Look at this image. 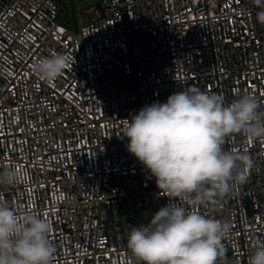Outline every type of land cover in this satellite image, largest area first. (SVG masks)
Here are the masks:
<instances>
[{
  "label": "built area",
  "instance_id": "1",
  "mask_svg": "<svg viewBox=\"0 0 264 264\" xmlns=\"http://www.w3.org/2000/svg\"><path fill=\"white\" fill-rule=\"evenodd\" d=\"M260 10L252 0H98L72 30L55 0H0V169L26 176L0 186V201L51 222L54 264H139L127 236L170 198L127 150L125 126L188 86L225 105L251 94L264 108ZM57 53L67 69L42 81L33 63ZM223 147L252 156L246 182L215 203H177L230 222L222 264H248L264 242V140L233 134Z\"/></svg>",
  "mask_w": 264,
  "mask_h": 264
},
{
  "label": "clouds",
  "instance_id": "2",
  "mask_svg": "<svg viewBox=\"0 0 264 264\" xmlns=\"http://www.w3.org/2000/svg\"><path fill=\"white\" fill-rule=\"evenodd\" d=\"M252 3L261 9L256 20L264 25V0ZM68 63L63 53H57L33 63L32 71L42 81L53 82ZM128 121L123 133L129 141L127 150L170 198L149 223L130 230L129 252L139 264H222L231 223L189 211L177 198L194 206L215 203L231 192L234 183L246 182L254 167L252 156L223 146L233 134L264 140V108L251 94L225 105L222 95L188 86L164 103L144 106ZM25 178L23 169H0V186ZM52 232L48 219L32 211L21 214L0 201V264H54ZM248 264H264V242L256 243Z\"/></svg>",
  "mask_w": 264,
  "mask_h": 264
},
{
  "label": "rangeland",
  "instance_id": "3",
  "mask_svg": "<svg viewBox=\"0 0 264 264\" xmlns=\"http://www.w3.org/2000/svg\"><path fill=\"white\" fill-rule=\"evenodd\" d=\"M80 15L78 16L75 8V0H55V2L60 6L61 10L63 11L62 23L65 26H68L72 30H77L78 28V21L83 19V12L95 6L98 0H77ZM89 17H91L89 15Z\"/></svg>",
  "mask_w": 264,
  "mask_h": 264
}]
</instances>
